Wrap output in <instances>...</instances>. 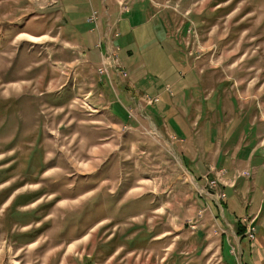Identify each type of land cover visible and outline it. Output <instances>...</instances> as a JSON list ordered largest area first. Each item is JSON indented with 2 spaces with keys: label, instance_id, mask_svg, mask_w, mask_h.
Wrapping results in <instances>:
<instances>
[{
  "label": "rangeland",
  "instance_id": "1",
  "mask_svg": "<svg viewBox=\"0 0 264 264\" xmlns=\"http://www.w3.org/2000/svg\"><path fill=\"white\" fill-rule=\"evenodd\" d=\"M155 1L170 14L167 31L192 67V82L211 89L209 103L217 102L219 113L212 123L248 126L258 161H238L236 143L231 177L217 166L218 153L206 170L190 171L185 135L154 118L146 106L159 99L148 93L125 107V125L111 127L106 110L97 123L80 122L91 117L89 108L70 107L71 88H57L58 42L16 38L55 28L41 9L58 1L0 0V264H264V205L250 213L258 169L264 184V0ZM92 15L96 23L99 13ZM118 49L112 42L106 48L98 76L128 78ZM193 112L186 133L198 155L207 154V129ZM214 177L219 184L209 188L206 178ZM241 179L245 187L238 188ZM251 220L254 237L237 236V223L246 230ZM7 231L38 242L17 250ZM125 231L143 232L130 238Z\"/></svg>",
  "mask_w": 264,
  "mask_h": 264
},
{
  "label": "crops",
  "instance_id": "2",
  "mask_svg": "<svg viewBox=\"0 0 264 264\" xmlns=\"http://www.w3.org/2000/svg\"><path fill=\"white\" fill-rule=\"evenodd\" d=\"M57 1L55 5L41 9L48 12L49 20L47 21L52 25L56 24L55 28H48L37 34L20 32L16 38L23 36L36 42H50V40L58 42L59 50L56 56L63 57L61 63L63 67L60 68L62 77L58 79L57 88L65 89L68 86L71 88L74 95L70 107L78 103L79 108H89L91 117L79 120L80 122L97 123L98 115H103V111L106 110L111 127L122 125L127 119L125 107L138 103L140 105L142 97L148 93L149 96L159 99L154 105H145L154 118L160 124L166 120L170 126V133L178 132L180 137L185 135L184 138L181 137L185 142V146H182L186 150L183 154L187 157L186 164L188 168H191L190 171L206 170L208 160L217 157L215 154L218 153L217 166L228 170L227 175L231 177L235 171H238V168L230 165L234 151L230 147L236 143L235 152L238 161L245 164L257 160V152L254 154V149L247 144L256 137L255 134H248V126L232 123L226 129L224 120L219 122L222 125L212 123L219 118V113L214 112L218 110L217 102L210 105L211 89L192 82L193 78L190 76L193 74L192 67L185 64L182 57H179L176 40L168 34V15L170 14L165 9H160L164 7L162 4L155 0L149 3L146 0H127L130 6H127L125 10V0H84L79 1L80 3L77 0ZM93 9L99 13L96 23L88 21ZM159 12L162 13L161 16H158ZM55 30H57L56 35L52 34ZM116 33L119 35L115 36ZM111 42L119 47L117 56L128 73L127 79H121L118 73L111 72L109 81L108 78L98 76L96 72L101 55L106 52ZM57 62L60 63V61ZM64 71H67V74L63 78ZM54 80H49L47 84L51 85ZM195 100L200 105L195 104ZM194 108L199 110L198 120L203 122L204 131L207 129L204 136L206 142L202 148L210 157L203 152L198 155L195 145H190L192 133L190 136L186 133L191 129L188 119L190 115L192 117L195 114ZM93 115L95 117H92ZM227 117L232 118V116ZM71 136L79 137L77 133ZM111 136L114 135H105L103 138L108 139ZM81 139L86 140L87 136H82ZM92 147L96 148V145ZM113 151H117L116 147L107 155H111ZM220 157L223 163L219 161ZM261 157L264 161L263 156ZM195 159L198 164L194 163ZM220 164L222 166H219ZM257 172L256 179L253 180L255 192L252 202H254L255 210L252 207L250 213H255L257 204L264 205V184H261L262 176L259 177L260 169ZM257 177H259L258 180ZM244 180L246 179L239 180L236 187L239 188L241 185L245 187ZM260 221H263V217ZM142 232L125 231V236L132 238ZM19 233L18 236L26 234L25 231H19ZM6 235L8 243L15 245L20 251L32 248L38 242V239H32L23 243L14 236V231H7ZM158 235L160 237L162 232H157L151 241L158 240L156 239Z\"/></svg>",
  "mask_w": 264,
  "mask_h": 264
},
{
  "label": "built area",
  "instance_id": "3",
  "mask_svg": "<svg viewBox=\"0 0 264 264\" xmlns=\"http://www.w3.org/2000/svg\"><path fill=\"white\" fill-rule=\"evenodd\" d=\"M119 3L122 5V2H121V1H119ZM95 20H96V16H95V15H92V16L89 17V19H88V21H89L90 23H94ZM107 57H108V58H107V60H108L109 57H110V54L107 55ZM99 73L105 75V74H107V69H106V68H100V69H99ZM211 170H212V169H211ZM223 171H225V170H223ZM218 184H219V182H218V180H217V177H216V178L214 177V178H212V179H207V178H206V185H207L209 188H215V187L218 186ZM220 195H221V197H223V196H224V192H222ZM252 222H253V220H251V221L249 222L248 227H247V229L245 230V231H247L248 237L251 238V239L254 237V231H255V227H254V225L252 224ZM191 227H193V229L195 228L194 225H192Z\"/></svg>",
  "mask_w": 264,
  "mask_h": 264
},
{
  "label": "trees",
  "instance_id": "4",
  "mask_svg": "<svg viewBox=\"0 0 264 264\" xmlns=\"http://www.w3.org/2000/svg\"><path fill=\"white\" fill-rule=\"evenodd\" d=\"M245 232V226L244 225H241L240 223H237V226H236V234L237 236H242Z\"/></svg>",
  "mask_w": 264,
  "mask_h": 264
},
{
  "label": "flooded vegetation",
  "instance_id": "5",
  "mask_svg": "<svg viewBox=\"0 0 264 264\" xmlns=\"http://www.w3.org/2000/svg\"><path fill=\"white\" fill-rule=\"evenodd\" d=\"M103 139H107V137L103 138Z\"/></svg>",
  "mask_w": 264,
  "mask_h": 264
}]
</instances>
